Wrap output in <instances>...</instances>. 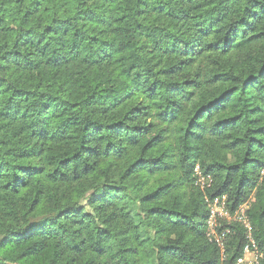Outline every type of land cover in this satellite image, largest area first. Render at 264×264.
I'll use <instances>...</instances> for the list:
<instances>
[{
    "label": "trees",
    "instance_id": "trees-1",
    "mask_svg": "<svg viewBox=\"0 0 264 264\" xmlns=\"http://www.w3.org/2000/svg\"><path fill=\"white\" fill-rule=\"evenodd\" d=\"M263 171L264 0H0V264H264Z\"/></svg>",
    "mask_w": 264,
    "mask_h": 264
},
{
    "label": "built area",
    "instance_id": "built-area-1",
    "mask_svg": "<svg viewBox=\"0 0 264 264\" xmlns=\"http://www.w3.org/2000/svg\"><path fill=\"white\" fill-rule=\"evenodd\" d=\"M196 185L205 190L212 184V178L206 176L199 166L195 170ZM264 173V171L262 172ZM208 208L207 218V238L209 242L215 244L225 258L227 238L231 234V229L225 225L237 224L246 230L247 245L244 248V255L238 260L237 264H259L262 253L258 248L257 241L253 233V225L248 215L249 203L231 211L227 205L226 197L205 200Z\"/></svg>",
    "mask_w": 264,
    "mask_h": 264
}]
</instances>
